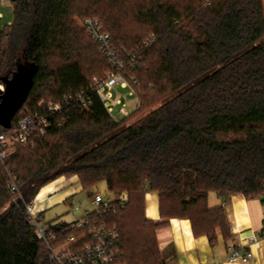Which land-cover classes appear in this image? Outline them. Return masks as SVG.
Instances as JSON below:
<instances>
[{
    "label": "trees",
    "instance_id": "1",
    "mask_svg": "<svg viewBox=\"0 0 264 264\" xmlns=\"http://www.w3.org/2000/svg\"><path fill=\"white\" fill-rule=\"evenodd\" d=\"M11 3L13 20L0 31V83H32L0 134L36 111L49 126L18 145L0 169V264H53L25 203L61 177H77L83 191L105 182L116 198L103 218L120 235L124 256L116 264H167L158 231L175 218L190 220L194 236L212 246L220 235L228 242L225 208L210 207V193L264 201V0ZM77 18L98 19L124 53L123 75L138 107L120 121L93 89V79L112 66ZM80 92L86 110L65 100ZM41 101L63 107L49 113ZM7 172L20 181L17 200ZM147 192L158 194L162 221L146 217ZM48 226L60 242L85 232Z\"/></svg>",
    "mask_w": 264,
    "mask_h": 264
},
{
    "label": "built area",
    "instance_id": "2",
    "mask_svg": "<svg viewBox=\"0 0 264 264\" xmlns=\"http://www.w3.org/2000/svg\"><path fill=\"white\" fill-rule=\"evenodd\" d=\"M12 2V0H2ZM2 18V15H0ZM81 26L91 35L93 40L99 45L101 51L112 66V71L107 73L103 78L93 79V89L97 92L109 114L114 116L115 109L121 117H128L127 105L123 99L114 95L116 87L129 88V85L123 75L127 68L124 53L116 49L111 40V36L105 32L98 19L87 18L81 21ZM133 55L132 58H135ZM132 89V88H131ZM0 91H5L4 85H0ZM129 96L135 97L136 102L133 108L135 111L138 107V99L135 91L132 89ZM84 92L78 95H69L66 101H72L79 105L83 110L88 109V102L84 98ZM40 109L45 108L49 113L59 112L63 105L60 102L41 101L38 104ZM115 118V117H114ZM116 119V118H115ZM49 126L47 118L39 111L32 115H26L21 118L16 128L10 133L0 134V169L6 167V163L13 151L18 145L27 144L32 133L38 128L44 132ZM7 187L10 194L17 200L21 197L20 181L10 172H7ZM128 197L126 194L119 196L118 201L124 206ZM116 198H105L101 194L93 195L92 204L94 209L89 211L80 221L73 223V228L84 230L81 237L74 235L69 236L66 241L60 242V234L52 230L48 225L40 221L41 212L37 209L36 198L25 203L26 214L30 225L32 226L36 238L42 241L49 252L53 264H116L120 261L124 253L121 247V240L116 226L108 225L103 218L113 209ZM78 210V207H73ZM264 239V235L261 237ZM88 240V241H85ZM248 242L254 244L258 242L257 235H250ZM253 258V252L249 249L243 251L238 246H231L228 256L229 262L247 263Z\"/></svg>",
    "mask_w": 264,
    "mask_h": 264
},
{
    "label": "crops",
    "instance_id": "3",
    "mask_svg": "<svg viewBox=\"0 0 264 264\" xmlns=\"http://www.w3.org/2000/svg\"><path fill=\"white\" fill-rule=\"evenodd\" d=\"M12 21H9V25ZM75 177V176H74ZM77 185H65L69 181L61 177L44 186L36 198L37 209L44 214L48 209L65 204L82 192L79 179ZM209 206H223L230 224L231 239L226 242L220 235L215 245H210L206 236H194L192 225L188 219H171L169 224L158 231V242L162 257L167 264H264V201L248 200L241 194L219 196L212 192L209 195ZM79 211V209L77 210ZM81 213L69 220L59 223L73 224L83 219ZM146 217L154 221H162L159 212V196L155 192H147L145 199ZM58 224V223H57ZM46 225V224H45ZM257 235L258 242L250 244L248 237ZM231 246H238L243 251L251 250L253 258L247 262H229Z\"/></svg>",
    "mask_w": 264,
    "mask_h": 264
},
{
    "label": "rangeland",
    "instance_id": "4",
    "mask_svg": "<svg viewBox=\"0 0 264 264\" xmlns=\"http://www.w3.org/2000/svg\"><path fill=\"white\" fill-rule=\"evenodd\" d=\"M0 15H2V18H0V31L8 25L9 21L13 20L14 13H13V6L11 2H4L0 0ZM81 18H77L78 24L81 26ZM103 78V77H101ZM128 83V82H127ZM0 85H3L0 83ZM132 89L129 88H121V87H116L113 91L114 95L120 96L123 101L127 105L128 112L131 113L133 111L136 98L129 96V92ZM118 109V108H117ZM117 109H115L114 116L116 120H122L123 117L119 116L117 113ZM137 118H133L132 121L136 120ZM69 181L65 185L67 186H72V185H77L78 181L76 180L75 177H69L67 178ZM96 193L101 194L105 198H111L113 197V194L108 190L107 184L105 182L100 183L96 187L90 189V190H85L80 193H78L77 196L73 197L72 200L66 202L65 204H61L59 206L53 207L51 209H48L45 214H44V219H43V224L49 225V224H57L61 220H69V218H73L81 213L85 214L86 211H91L94 209V206L92 204V199L93 195ZM12 198H16L13 197ZM73 207H78L79 211L73 210ZM3 211V210H2Z\"/></svg>",
    "mask_w": 264,
    "mask_h": 264
},
{
    "label": "water",
    "instance_id": "5",
    "mask_svg": "<svg viewBox=\"0 0 264 264\" xmlns=\"http://www.w3.org/2000/svg\"><path fill=\"white\" fill-rule=\"evenodd\" d=\"M32 77H22L20 82L8 85L5 91H0V124L9 126L13 115L23 106L27 99Z\"/></svg>",
    "mask_w": 264,
    "mask_h": 264
}]
</instances>
